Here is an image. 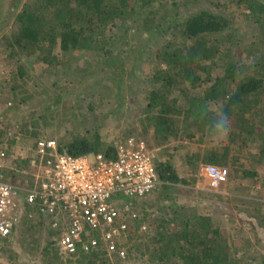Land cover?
<instances>
[{
	"label": "trees",
	"instance_id": "1",
	"mask_svg": "<svg viewBox=\"0 0 264 264\" xmlns=\"http://www.w3.org/2000/svg\"><path fill=\"white\" fill-rule=\"evenodd\" d=\"M157 1L160 0H25L14 14L8 32L2 34V44L9 56L15 57L17 61L24 58L28 62L27 58H33L46 65L58 64L60 59L68 64L63 58L75 50L96 52L106 62L108 71L117 76L118 85L122 82L127 58L132 56L129 48L126 53L112 50L106 37L108 26L114 24L119 17H132L135 22L142 21L141 27L148 33H151L153 27L158 28L155 30L158 33L165 30L173 38L174 44L167 42L164 46L168 48L163 47L158 52L160 63L164 67H156V73L150 79L152 88L146 93V107L155 110L148 121L152 124L151 134L156 144L177 135V130L173 129L175 115L183 114V120L191 123L190 127L193 129L188 136L200 132V135L212 137L216 135L215 132L219 133L218 125L223 124L225 114L230 127L228 144L222 147V153L216 149H208L200 158L198 154H194V160L189 161L194 172L197 162L199 167L201 164L226 166L230 144H238L239 141L246 143L254 137L259 141V154L264 155V0H238L249 2L248 5L244 4L249 10L243 16L249 20L248 26L258 38L255 43L258 47L252 53L255 59L250 62L238 59L234 26L230 27L226 16L215 14L209 9H198L182 19L175 17L176 19L170 20V9L160 12L157 8H161L162 3L155 5ZM157 12L162 15L155 18ZM161 21L167 23L166 29ZM152 36L150 34L148 38ZM28 75L33 80L31 71L18 68V83L9 87L11 102L16 109L32 97L25 89ZM106 82V79L97 78L85 87L88 94H83L82 91L76 94L75 109L80 100L87 99L86 111L82 114L84 117L81 115V120L90 119V114L95 110L93 99L100 101L103 92L109 89ZM96 86L97 89L93 90ZM180 99L183 100V106L179 105ZM59 100L60 95H56L51 102L55 104ZM218 103L220 108L217 114L213 105ZM72 115L76 116V113L73 111ZM40 119L44 126L51 122L45 115H40ZM37 123L38 119L25 120L20 125H12L15 126L14 129L6 125L0 130V146L9 150L20 134L34 138L35 141L42 138L39 137L40 124ZM91 126L92 129L80 134L65 129L57 138V148L73 155L113 152L114 143L103 144L98 125L93 123ZM135 134L143 138L138 133ZM2 136L8 137V142H2L4 145L1 143ZM30 157L23 163L16 164L17 168L29 170ZM155 166L159 179L155 190L159 197L158 200L156 196L153 199L156 203H165H159L156 207L157 215L148 218L146 214L150 211L140 210V207H149L150 203H146L151 200L146 198L150 195L140 199L128 198L134 205L133 209L142 212V217L129 221L128 237L120 236L117 239L118 246L125 248L127 259L146 260L148 264H246L243 255H237L238 244L228 243L220 226L209 215L189 211L182 214L183 207H176L173 202L167 203V198L175 200V197L166 196L167 190L172 185L184 184L185 179L179 177L169 159L157 158ZM243 174H249V170L243 171ZM11 180L23 182L28 180V174L16 172L15 179ZM137 200H141L140 203ZM240 201L242 212L248 214L245 207L247 201ZM153 207L154 205L151 206ZM250 214L255 221H264L262 212ZM141 222L146 225L145 233L139 232ZM40 231L44 232L43 236ZM12 237V242L0 239V251L13 263L25 252L31 257L37 255L39 264L117 263L115 257L110 259L99 248L100 244L89 251L78 246L71 255L61 254L56 245V233L49 227L48 219L39 215L34 206L25 207ZM14 244L18 247L17 251L12 249ZM239 249L241 250L240 247ZM27 259L28 257H24L25 261ZM256 259L257 264H264V255Z\"/></svg>",
	"mask_w": 264,
	"mask_h": 264
},
{
	"label": "rangeland",
	"instance_id": "2",
	"mask_svg": "<svg viewBox=\"0 0 264 264\" xmlns=\"http://www.w3.org/2000/svg\"><path fill=\"white\" fill-rule=\"evenodd\" d=\"M24 1L0 0V130L6 125L14 129L15 126L12 125H20L25 120L38 119L39 137L53 138L55 141L65 129L80 134L87 129H92L93 123L98 125L100 141L103 144H113L129 134L136 135L135 133H138L148 144L157 148L158 160L169 159L179 177L185 179L184 184L172 185V188L167 190V197H175L174 201L167 198V203L173 202L174 206L183 207L182 214L189 211L193 214L209 215L214 223L220 226L228 243L238 244L237 255H243L246 264H257L256 257L264 255V221H255L256 219L251 217L250 213L253 215L260 211L264 214V155L259 154V141L256 140V137L248 139L246 143L239 141L238 144H230V148L227 149L228 164L223 166L226 171V179L217 189H211L203 177L201 168L204 164L199 167L197 162L194 172L189 161L194 160V154H198L200 158L208 149H216L222 153V147L228 144L229 129L227 135L222 138L218 132H215L216 135L212 137L200 135V132L188 136L193 128L190 127V122L183 120V114H180L173 117L175 119L173 129L177 130L176 136H170L168 140L156 144L157 142L151 134L152 124L148 119L155 114V110L146 107V93L152 88L153 83L150 82V79L155 75L156 67L161 65L158 52L163 47L168 48V46H164L165 43L174 44L171 35L167 34L165 30L163 33L156 32L155 30H158L156 27H153L151 33H148L141 27L142 21L135 22L132 17L123 19L119 17L114 24L109 25L106 37L112 50H116L118 53L125 51L126 53L129 48L132 56L127 58L122 82L117 85V76L108 71L106 62L100 59L96 52L75 50L71 55L63 58L68 64L63 63L60 59L58 64L54 65L42 64L33 58H27V62L24 58L17 61L15 57H10L2 44V34L8 32L14 14ZM158 3H162V7L154 6V8L160 12L170 9L168 15L170 20L182 19L186 14L198 9H209L215 14L226 16L231 24L230 27L234 26L238 59L247 60V62L255 59L252 53L258 47L255 44L258 38L248 26L249 20L243 16L249 10L247 6H244V4L248 5L247 2H238V0H160L155 2V5ZM162 26L166 29L167 23L163 21ZM150 34L153 36L148 38ZM161 66L164 67L163 64ZM18 68L31 71L34 78L30 80L28 75L26 80L28 85L25 88L32 97L16 109L14 103L11 102L12 95L9 87L13 83H18L16 76ZM97 78L106 79L109 89L103 92L104 95L100 101L93 99L95 110L90 114V119L81 120L82 114L86 111L87 99L80 100L75 109L76 94L81 91L84 92L83 94H88L85 87L92 84ZM19 79H22L21 76ZM94 89H97V86ZM56 95H60V100L52 104L51 101ZM179 105L183 106L182 99L179 100ZM213 108L218 114L220 104L213 105ZM73 111L76 116L72 115ZM40 115H45L51 122L44 126L41 124ZM262 115L264 116V111ZM6 141L8 142V137L2 136L1 143ZM34 141V138L20 134L13 141L11 147H7L9 149L7 150L8 157L10 161L12 160L13 165L23 163L24 160L21 157H30ZM2 145L4 144L2 143ZM198 168L199 170H197ZM245 170H249V174L244 175L243 171ZM14 174L12 175L15 179L16 172ZM23 175H27V173L23 172ZM154 196L158 200L159 196L157 197L156 190L146 198L154 203L147 202L146 204H150L149 207L144 205L146 209L140 207V210L150 211L149 214H146L148 218L157 215L156 207L159 203L161 205L165 203L163 201L156 203L153 199ZM240 199L247 201L245 207L248 214L242 212ZM152 205H154L153 208H151ZM140 210L138 212L141 215ZM175 225L177 226V223ZM145 230H139V232L145 233ZM41 234L43 236L44 232ZM13 237L11 236L8 241L12 242ZM12 249L17 251V245H12ZM24 257H28V259L25 261ZM130 261L132 264L148 263L146 260L139 259H130ZM0 264H39V261L37 255L31 257L25 252L19 260L15 259L13 263L12 260H8L6 254L0 251Z\"/></svg>",
	"mask_w": 264,
	"mask_h": 264
},
{
	"label": "built area",
	"instance_id": "3",
	"mask_svg": "<svg viewBox=\"0 0 264 264\" xmlns=\"http://www.w3.org/2000/svg\"><path fill=\"white\" fill-rule=\"evenodd\" d=\"M31 151L30 169L25 170L13 165L0 146V238H11L25 207L34 206L56 233L61 254L71 255L78 246L89 251L100 244L116 264H132L117 239L129 233V221L140 219L128 198L149 196L159 184L157 148L129 134L116 141L109 154L73 155L60 151L54 139L43 137ZM201 169L211 189L226 179L221 166L204 164ZM15 172L30 178L11 180ZM145 229L142 223L139 230Z\"/></svg>",
	"mask_w": 264,
	"mask_h": 264
},
{
	"label": "clouds",
	"instance_id": "4",
	"mask_svg": "<svg viewBox=\"0 0 264 264\" xmlns=\"http://www.w3.org/2000/svg\"><path fill=\"white\" fill-rule=\"evenodd\" d=\"M218 128L220 129L219 135L221 138L227 135L229 129V120L227 115L223 114V124L218 125Z\"/></svg>",
	"mask_w": 264,
	"mask_h": 264
},
{
	"label": "crops",
	"instance_id": "5",
	"mask_svg": "<svg viewBox=\"0 0 264 264\" xmlns=\"http://www.w3.org/2000/svg\"><path fill=\"white\" fill-rule=\"evenodd\" d=\"M201 165H203V164H201ZM201 165H200V167H201ZM30 178V176H28V179ZM147 197V196H146ZM138 201V203H140V201L141 200H137ZM131 203V205H132V207L134 208V205L132 204V202H130ZM141 206V205H140ZM141 212V211H140ZM37 213H38V211H37ZM139 213V212H138ZM142 213V212H141ZM39 214V213H38ZM40 215V214H39ZM140 217H142V215L140 216ZM50 227V226H49Z\"/></svg>",
	"mask_w": 264,
	"mask_h": 264
}]
</instances>
